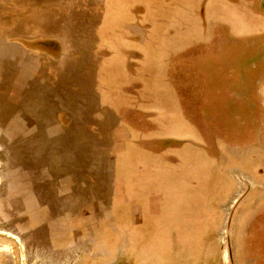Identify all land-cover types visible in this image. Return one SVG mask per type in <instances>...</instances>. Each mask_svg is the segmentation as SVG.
Here are the masks:
<instances>
[{
  "label": "crops",
  "instance_id": "1",
  "mask_svg": "<svg viewBox=\"0 0 264 264\" xmlns=\"http://www.w3.org/2000/svg\"><path fill=\"white\" fill-rule=\"evenodd\" d=\"M54 1L47 0L48 5L44 10ZM104 2L101 0V3ZM137 3L138 31L141 32L135 33L125 24L126 31L116 34L122 36L126 44H120L119 39H111V31L108 32V44L111 47L103 48L104 52L107 51L106 55L98 53L101 49L87 47L90 40L87 30L90 25L92 45L95 35L99 37L102 33V27L95 28L90 23L94 21L91 19L94 14L90 15L88 11L90 6L86 7L87 11L82 9L86 14H76V17L82 15L76 21L83 23L79 31L84 34L81 44L69 45V52L63 50L61 42L62 37L70 31L73 18L69 12L63 13L59 8L61 14L58 11L47 14L41 9L34 13V18L44 24L41 25L44 29L40 42L43 40L49 45L45 52L33 49L32 52L27 51L17 44H9L0 50V92L3 88L0 107L7 110L3 118L7 123L5 128L0 125V132L13 134L10 146L14 147L21 141L24 156L36 158L33 162L39 163L37 174H42L37 175L36 180L46 174L50 175V172L55 174V168L61 165L62 171L68 168L80 180H86L85 186H92V194L97 183L106 184L108 193L115 192L109 194L113 206L106 210L108 218L98 219L97 227L100 231L97 243L106 252L108 249L105 246L119 248L128 244L126 238L119 236L117 227L120 223L124 226L128 223L131 226L142 223L139 208L138 221L133 215V210H136L133 208L140 206L139 201L137 204L133 200L137 194L138 198L150 195L146 189L152 188L156 196L167 199L170 203L167 208L172 209L176 202L173 201L174 194L170 189L176 191L184 184L185 191L184 174H191V168L199 165L200 169L193 171L196 174L195 180L202 183V176L206 177L202 172V164H205L203 157L194 156L190 159L189 148L192 147L186 146L185 142L163 140L160 143L161 147L175 144L179 153L175 157L165 152L156 153L158 149L150 150L145 145L147 142L138 138V135L141 137L144 133L157 136V132L169 128V131L181 128L189 132L193 130L189 117L179 106L180 95L175 93L174 85L170 83L173 80L167 75L173 62L180 57L185 60L195 46L194 54H210L209 44L215 40L220 47V53L214 54L215 64L222 68V64H226L225 68H233L232 74H235L234 71H238V74L232 82H225L220 80L216 72L209 83L220 90L229 89V94L237 98V107H241L248 115L264 116V107L256 101L251 109L247 106L251 99H257L255 95L247 93L248 84H264V0H138ZM75 4L79 8V4ZM135 18L137 15L133 14L129 19ZM48 20L54 22L55 26H50L48 22L50 29L46 28ZM136 26L134 23L133 29ZM57 29L59 32L53 34ZM148 34L150 46L146 49ZM57 35L61 37L60 43L51 37ZM230 36V40H224ZM137 37L138 48L127 46L131 39L134 41ZM210 37H215L212 42ZM19 54H22L24 60H21ZM28 57L35 60L31 61L29 71L25 69ZM148 59L151 65L147 67L150 79L144 78L147 70L143 64ZM127 61L130 64L127 65ZM40 70L43 72L40 73ZM148 93L150 98L146 99ZM216 94L219 95L218 92ZM263 101L264 94L259 98L260 103ZM131 113L135 115L134 119H126L128 114L132 116ZM147 118L156 119L157 122L152 124ZM179 118H182V122ZM139 119L149 128L139 129L138 125L132 123ZM106 142L114 145V154L110 157L106 154L109 148ZM141 142H144L143 145ZM251 149L250 163L248 160L244 165L239 163L235 167L231 166L226 172L228 176L215 173L214 177L208 178L218 182L219 192L213 196L212 201L205 200L202 188L187 196L189 199L185 205L188 206L190 221L201 230L195 238L198 242H193L198 243L199 248L196 253L194 249L191 251L200 256L197 264H254L255 256L249 255L253 245L250 237L253 224L250 218L257 211L259 216L255 223L259 225L260 220L264 222V143ZM28 150H31L30 155L27 154ZM256 150L260 151L256 153ZM224 153L221 162L227 158ZM204 156L208 157L206 154ZM103 160L107 166L100 171L104 175L101 180L95 174L94 162ZM8 162L11 164L10 158ZM131 166L134 167L132 172L136 174L130 177ZM158 166L162 170L156 176L153 170ZM14 167L19 171L13 174L12 180H25L29 174L25 160ZM169 167H173L176 172H168ZM231 169L239 173L238 177H234L235 173ZM147 170L151 175L145 174ZM111 177L114 179L113 190L109 181ZM134 177L136 181L138 179V192L130 184ZM12 186L15 188V183ZM195 197H198L197 203L192 200ZM126 204L131 206V210L126 209ZM119 213L123 214L121 221L118 220ZM128 238L138 241V237L130 235Z\"/></svg>",
  "mask_w": 264,
  "mask_h": 264
},
{
  "label": "rangeland",
  "instance_id": "2",
  "mask_svg": "<svg viewBox=\"0 0 264 264\" xmlns=\"http://www.w3.org/2000/svg\"><path fill=\"white\" fill-rule=\"evenodd\" d=\"M73 1H76L79 5L83 4L82 6L85 7L93 6L95 14L93 13L94 17L91 19L94 21H90V23L94 24L96 28L98 26L99 29L102 27L101 35L96 37L92 45V25L89 26L87 30V37L91 39L87 43L89 49H101L98 53H105L106 55L107 51L104 52L103 48L111 47L108 44V41H110L108 32L111 31V39H115L113 35L117 32L123 33L127 28L135 30L133 29L135 19L131 20L129 18L133 14H138V0H105L104 3H101V0H94V2L88 0H56L54 3H59L58 5L56 3L57 9H61L63 13H70L69 2L72 3ZM47 3V0H10L9 2L8 0H1L0 50L6 48L9 44H17L27 51L45 52L49 45L43 40L40 42V38H43L41 35L44 24L34 18V13L37 10L44 9L48 5ZM13 9H16V11ZM90 11L92 12V10ZM76 12L78 14H86L80 8ZM70 14L73 17L71 29L68 35L62 37L61 42L63 43L61 44L63 50L68 52L70 51L69 45L79 43L84 34L83 31H79L83 23L80 24L76 21L82 15L75 17L73 16L74 13ZM46 22V28L48 29H50L48 22L50 26H55L52 21L48 20ZM42 24L43 26H41ZM58 32L59 30L57 29L53 34ZM51 37L60 43L61 37ZM122 38L121 36L120 44L125 42ZM214 38H212L211 42ZM229 38L232 37H225L224 40L228 41L230 40ZM146 40L145 48L148 49L150 46L149 34ZM214 41L209 44L211 47H208V53L210 54L206 56L201 53L194 54V50L197 47H192L185 60L180 57L173 62V66L171 69L169 68L167 73L168 78L170 77L173 80L170 83L174 85L175 93L180 95L179 106L183 113L189 117L193 130L189 132L181 128V130L171 129L169 131V128L164 132L160 130L157 132L159 133L157 136L144 132L141 137L138 135L141 141L147 142L145 145H148L150 150L158 149L156 153L165 152L171 156L175 155V157H177V154L179 155L178 147L175 144L161 147L160 143L163 140L185 142L186 146L192 147L189 148L191 150L189 151L190 159L194 156L197 158L203 157L202 161L205 164H202V172L206 174V177L202 176V183L195 180L196 174H193V171L195 169L197 172L200 166L197 165L195 168L193 164L194 168H191V174H184L185 191H183L184 184L176 191L170 189L174 194L173 201L176 202L172 209L167 208V205L170 204L167 199L156 196L155 190L152 188L150 190L146 189L147 194L150 195H143L138 198L137 194L133 200L137 201V204L139 201L140 206L133 208H136V210H133V215L137 217L136 221H138L139 208L142 223L135 226H131L129 223L125 226L122 223L118 227L115 225L119 236L126 238L128 244L119 248L111 246L108 248V246H105L108 252L104 256L102 246L97 243L99 240L98 231L100 230L97 227L98 219L100 217V220L108 218L109 213L106 210L109 206H113V202H110L109 194H113L114 191L108 193L106 184L100 185V183H97L94 186L96 190L92 194L90 192L92 186L87 188L85 186L86 180H80L77 175L67 168L63 170L62 178L58 179L60 181L57 180L59 177L56 176L54 181L48 184L47 194L41 200L42 203L48 205L47 208H38L39 205L37 204V207L34 200L29 199L28 201L26 199L27 209L23 212L13 201L16 199V192L20 193L21 190V193L26 194L32 188V185L30 186L29 181L26 179L12 180L14 178L13 174L19 171L18 168L14 170L12 166L20 165L21 163L11 160V164H9L8 159L11 155L7 144H9L8 142L12 139L13 134L0 132V264H197L200 261V256L198 254L194 255L199 248V244L193 242L201 230L198 226L194 227L196 223L190 221L188 206L185 205L189 199L187 196H189V193L198 192V189L202 188V193H204V196L206 195L205 200L212 201L213 196L219 192L217 189L218 182L208 178L214 177L215 173L228 176L226 172L231 166L235 167L239 163L244 165L243 163L249 160L250 153L253 152L251 148L264 143V116L248 115L241 110V107H237V98L229 94V89L227 91L226 89L220 90L209 83L216 72L217 75H220V80L223 79L225 82H232L238 74V71H234L235 74H232L233 68H225L226 64H222L224 68L219 64H215L214 54L220 53V47L218 48L219 43ZM131 42L135 43L134 41ZM131 42H128L127 46L131 47L130 45H133ZM82 44L84 46V43ZM137 46L135 45L134 47ZM139 47L141 48V45ZM71 54L73 53L71 52ZM29 59L31 58L28 57ZM126 64L130 63L127 61ZM26 66L27 68L25 67V69L29 71L31 66L29 67L27 64ZM150 66L148 59L143 64V68L146 67L147 70L144 73V78L150 79V71L147 68ZM39 72L42 73L43 71L40 70ZM262 85H253L252 82L248 84L247 93L257 97L256 100L253 98L254 100L251 99V102L247 103L249 109L252 108V104L255 101L264 107V101L262 103L259 102L260 96L264 94V84ZM1 92H3V88H1ZM1 92L0 94H3ZM217 92L219 95L216 94ZM149 94L146 95V99L150 98ZM165 95H167V91ZM147 103L149 104V101L146 102V105ZM131 114L132 116L128 114L126 119H134L135 115ZM140 120L142 119H139L138 122L132 121V123L138 125L139 129H148L149 125ZM147 120L152 124L157 122L156 119L147 118ZM179 120L182 122V118H179ZM187 127L189 128L188 124ZM148 131L150 130H146V132ZM135 137L138 139L137 136ZM141 143L143 145L144 142ZM108 146L106 154L110 157L114 154V145L113 143H108ZM221 146L225 150H222ZM204 150L206 152H203ZM223 151H225L224 154L227 158L221 162L220 158ZM259 151L256 150V153ZM205 154L208 157H205ZM106 166L105 160L94 162L95 174L101 180L104 175L100 171ZM169 168L168 172H176L175 169H172L173 167ZM133 169L134 167L131 166L130 177L132 174L134 176L135 172H132ZM161 170L162 167L158 166L153 170V173L158 176ZM238 171L241 172L240 170ZM232 172L235 173L234 177H238L239 173L237 171L233 170ZM145 174L151 175V172L147 170ZM113 180V177L109 180L112 183L110 186L112 190L114 188ZM14 183L15 188L12 186ZM130 184L138 192V179L136 181L134 177ZM12 192H15V194ZM59 200L62 201L58 202ZM192 200L196 202L198 197ZM128 204H126V209L129 211L131 206ZM157 204H160V206H157ZM58 205L66 206L68 209H63L62 213L56 215L55 208ZM152 206L155 208H151ZM25 215L28 216V220L25 219ZM258 216L259 214L256 211L250 218L253 224V228L252 226L250 228L252 230L250 237L253 245L249 249V255L255 256L254 264H264V222L260 220L259 225L255 223ZM118 217V220L121 221L123 214L119 213ZM220 231H218V234H220ZM45 232L46 234L44 235ZM130 235L131 237H138V241L133 238L129 239ZM105 237L108 236L105 235ZM135 239L137 240V238ZM134 242L136 243L135 245L132 244ZM52 246L60 250L55 253L57 255V257L54 256L55 258H52V253H50ZM193 249L195 251L194 254L191 252ZM80 256H82L81 259H78ZM85 256L88 257V260L84 261Z\"/></svg>",
  "mask_w": 264,
  "mask_h": 264
},
{
  "label": "flooded vegetation",
  "instance_id": "3",
  "mask_svg": "<svg viewBox=\"0 0 264 264\" xmlns=\"http://www.w3.org/2000/svg\"><path fill=\"white\" fill-rule=\"evenodd\" d=\"M75 3H76V1L75 2L73 1L71 3V5H70L69 9H71V12L70 13H74L73 16L76 17V14H77L76 11L79 10L80 5H79V8H78V6H76L77 4H75ZM54 5H56V4L55 3L54 4H51L50 7L46 9V11L44 10L45 8L44 9H41V10L43 11V13L47 12V14H50L51 12H57V11H58L57 12L58 14H61V12L59 11V9H57V6H54ZM82 7L83 8H81V10L84 9L83 11H85V9H87L85 6H82ZM90 10H92V12ZM88 11H89V14L90 15H91V13L92 14L94 13L93 9L90 8V7H89ZM71 17H72V15H71ZM135 19H136L135 20V23L137 24V22H138V16ZM95 28H96V26H95ZM138 32L140 33L141 31H138V25H137L136 26V29H135V33H138ZM113 36L115 37V39H119L120 40V38H121V36H117V34H114ZM96 37H97V35H95V39H96ZM131 41H133V40L131 39L130 42ZM134 41H135V43H133V42H131V43L134 46L135 45H138V37ZM19 55L21 56V60H24V59H22V54H19ZM31 61L32 62H35V60L33 61L32 59H29V60L27 59V63L26 64L28 66H31L32 65V62ZM6 112H7V110L5 108H1L0 107V117H2V118H0V125H3L1 128H5V125L7 123L6 122V119H3L4 116H5V114H6ZM2 132H5V131H2ZM11 142H12V140L8 142L9 144H7V147L9 148V152H10V155H11V156H9V158L11 160H13V161H18L20 163H22L23 159L25 160L26 166H27L26 169L29 170L28 171L29 174H28V176H26V180L29 181V185L30 186L32 185V188L29 189V191L26 194L25 193H21V195H19L20 193L18 192L19 194H16V197H15L16 199L13 201V203L15 205L19 206V209H22L23 212H25L26 209H27L26 199H28V201H29V199L34 200L36 202V206L38 207V205H39L38 208H41V207L47 208L48 205H46V203H42L41 200L44 199L43 197H45L46 194H47V190H48L47 186H48V184L49 183H52L54 181V179H55L56 176L59 177V178H57V180L60 179V178H62V176H63L62 175V172L63 171H62L61 165L60 166H57L55 168V174L50 172L49 173L50 175L46 174L40 180H36L38 178V176H41L42 174L41 175H38L37 174L36 169L39 168V163L33 162V160H35L36 158L31 157V155H30L31 154V150H28V153H27L30 156L29 157H26V156H24V151L22 150V143H21V141L18 142L14 147L13 146H10L11 145ZM13 166H12V168L15 170V167H13ZM58 181H60V180H58ZM12 193L15 194V192H12ZM41 194H44L45 196L41 197ZM61 201L62 200H59L58 202H61ZM55 209H56L55 212H56V215H57V214L62 213L63 209L64 210H67L68 208H66V206L64 207L62 205H58V206H56ZM81 210L84 211L83 208H81ZM25 219L28 220V216L25 215ZM45 231H46V228H45ZM46 232L44 233V235L46 234ZM58 251H60V250H58L57 248H55L53 246L51 247V252L50 253H52V258H55L54 256L57 257V255H55V253L58 252ZM103 252H104L103 253V256L106 255L105 254L106 251L104 250ZM81 257L82 256H80L78 259H81ZM87 258L88 257L85 256V258L83 260L84 261L85 260H88Z\"/></svg>",
  "mask_w": 264,
  "mask_h": 264
}]
</instances>
